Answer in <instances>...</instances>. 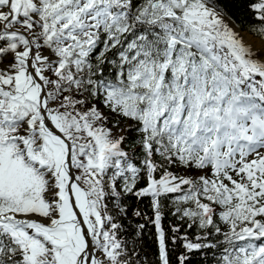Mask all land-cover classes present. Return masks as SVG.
<instances>
[{
    "label": "snow or ice",
    "instance_id": "6c2138e0",
    "mask_svg": "<svg viewBox=\"0 0 264 264\" xmlns=\"http://www.w3.org/2000/svg\"><path fill=\"white\" fill-rule=\"evenodd\" d=\"M208 252L264 264V0H0V264Z\"/></svg>",
    "mask_w": 264,
    "mask_h": 264
},
{
    "label": "trees",
    "instance_id": "16d2710c",
    "mask_svg": "<svg viewBox=\"0 0 264 264\" xmlns=\"http://www.w3.org/2000/svg\"><path fill=\"white\" fill-rule=\"evenodd\" d=\"M146 205H140V207H145ZM150 214V213H149ZM172 223H175L174 219L171 221ZM154 228L150 225L149 226V233L145 237V246L143 251L148 252L149 254L153 253L155 251V237L153 235ZM155 259V257H152ZM200 259V258H198ZM203 264H216V259L213 257V252H208L207 256L203 258Z\"/></svg>",
    "mask_w": 264,
    "mask_h": 264
}]
</instances>
